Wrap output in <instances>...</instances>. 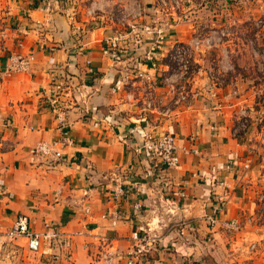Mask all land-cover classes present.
I'll list each match as a JSON object with an SVG mask.
<instances>
[{"label": "crops", "instance_id": "0c3cea01", "mask_svg": "<svg viewBox=\"0 0 264 264\" xmlns=\"http://www.w3.org/2000/svg\"><path fill=\"white\" fill-rule=\"evenodd\" d=\"M112 33L85 30L61 0H0V174L12 194L0 197V251L24 252L22 264H100L104 251L125 258L132 233L143 230L158 240L144 264H264V225L254 221L264 212V162L251 154L255 130L251 140L232 132L240 109L251 118L259 112L255 94L264 79L237 75L212 85L194 76L183 83L196 94L189 105L143 121L141 107L112 88L121 67L102 43ZM256 42L264 45V27ZM12 55L29 59L27 70L7 71ZM165 65L162 59L159 74ZM163 98L170 106V96ZM57 112L72 141L64 146ZM152 133L176 137L177 168L159 171L146 156L142 135ZM39 142L53 143L61 158L33 156ZM117 186L124 193L115 199ZM216 207L242 229L209 227L206 216ZM19 214L34 232L57 229L63 245L25 258L22 239L5 237Z\"/></svg>", "mask_w": 264, "mask_h": 264}, {"label": "built area", "instance_id": "2783aa9c", "mask_svg": "<svg viewBox=\"0 0 264 264\" xmlns=\"http://www.w3.org/2000/svg\"><path fill=\"white\" fill-rule=\"evenodd\" d=\"M173 3H166L165 0H160L164 6H176L180 8L185 5L181 0H172ZM212 1V0H211ZM257 4L256 15L253 19L256 31L262 30L264 27V0H254ZM186 2V1H185ZM232 4V1H230ZM228 6L230 5L227 3ZM240 6H244L246 11L251 0H240ZM201 4H199L200 6ZM125 31H117L112 33L102 41L103 50L107 58L112 63L120 66L119 79L113 83V90L124 92L127 101H135L134 106L141 107L142 120H146L148 114H167L171 111V106L180 104L189 105L191 99L196 96L195 93L185 90L183 83L189 81L194 76H199L202 72V66L198 63L200 55L205 54L211 48H218L220 53H227L228 50L219 47L222 38L229 36L228 29H209L204 36L197 35L185 42H180L171 39L168 33L161 29L151 30L148 27L143 28V33L149 36V44L140 51L141 46L131 44L137 36L139 30L134 23L127 25ZM255 31V32H256ZM256 38V33H255ZM219 43V44H218ZM254 50V49H253ZM258 53L253 52L254 57H258L256 65L257 81L261 83L264 79V45H262ZM128 57L127 60H125ZM224 56L222 57L223 61ZM166 60V70L159 74L160 61ZM125 60V61H124ZM262 60V61H259ZM221 61V63H222ZM29 59L20 55H12L10 57V65L7 71H25L28 68ZM226 71L232 69L228 65L221 67ZM159 74V75H158ZM208 83H213L211 80ZM159 84L167 87L164 95L156 92ZM213 85V84H212ZM166 94L170 96V106L164 102ZM215 95L214 92L211 93ZM256 104L259 107V112L255 118L250 117L249 110L242 108L238 111L235 119L233 135L242 137L247 134L251 126L259 128L264 133V86L259 93L255 94ZM59 129L62 133V139L59 141L61 145L70 144L72 141L68 135V126L63 112L56 114ZM255 122V125H254ZM137 129L131 130L132 133ZM138 133V132H136ZM141 149L146 156L155 161V166L159 171L167 169H175L178 167L180 157L176 146V137L170 133H159L155 135L144 134ZM195 152V150H193ZM30 153L37 158L50 159V161H58L62 154L54 148L53 143L39 142L30 149ZM245 169L249 164L243 166ZM121 187L117 186L113 192L114 198L123 194ZM0 197H5L8 200L12 199V194L8 193L5 188V182L0 174ZM222 201L219 199V202ZM223 202V201H222ZM222 207L214 208L212 214L206 216L207 225L211 228L219 226L226 231H238L241 229V222L237 219L224 220L219 214ZM30 223L27 216L19 214L13 221L9 231L5 233L8 239L23 238L26 247L31 252H42V254L51 253V250L63 245V240L57 229L46 224L45 229L41 233L34 232L30 229ZM144 235H140L138 231L133 232L131 239L133 246L127 253L125 258H122L117 253L104 251L99 255L100 264H144L147 261V254L154 247H157L158 240L151 237L147 232L140 230ZM181 234V232H180ZM50 255V254H49Z\"/></svg>", "mask_w": 264, "mask_h": 264}, {"label": "rangeland", "instance_id": "374dc122", "mask_svg": "<svg viewBox=\"0 0 264 264\" xmlns=\"http://www.w3.org/2000/svg\"><path fill=\"white\" fill-rule=\"evenodd\" d=\"M61 1L65 3L66 8L68 7L71 9L72 16L77 22L83 25L85 30L101 27L108 30L110 29L114 33L117 31H125L127 27H129L127 25L134 23L139 32L131 44L136 46H142L145 42L144 39L149 37L147 34L143 33L142 30L144 27H148L151 30H164L171 39L176 35L184 34L188 40L195 38L197 35L201 37L204 36V33L209 29H228L229 36L222 38L221 41H219L220 44H218L219 47L231 46L230 49L227 48L228 52L221 54L218 48H211L205 54L200 55L198 60L204 59L205 61L198 62L202 66V72L199 77L201 79L205 78L208 81L212 80L214 83H219L237 75H245L248 78L251 75L254 77L257 76L256 65L257 59L259 58L254 57L252 52L258 53L256 50L259 49L257 46L258 42H256L255 38L256 28L251 20V13L256 10L257 6L254 0H251L252 5L248 7L247 11L244 6H240V0H181L185 5L180 8L176 6H164L161 4L160 0ZM230 1H232V4H230ZM165 2L173 3L172 0H165ZM227 3L230 5L228 6ZM199 4L201 5L199 6ZM240 13L243 15V20L238 22L242 18L238 17ZM111 35L112 34H106L103 40ZM223 56L224 58L222 61ZM127 59L128 57L125 60ZM224 65H228L232 67V69L224 71L221 69ZM254 114L256 117V112ZM253 130L256 132V137L254 139L250 137ZM245 137H250V140L252 139L251 141L254 147H252L251 154L253 156L259 155L264 162V133L262 130L259 131V128L251 126ZM254 221L260 225H264V212L256 215ZM222 230L227 234H235L240 231H226L224 228H222ZM260 233L263 235L261 230ZM20 239H22L25 244V240L21 237ZM25 248L27 253L25 258H28L31 256L28 254H33L34 252L29 251L26 244ZM35 253L42 254V252ZM0 254H2L0 256V264L24 263V252L19 258L16 257L17 254L15 252L11 253V251L3 252L1 250ZM49 254L50 253L45 255Z\"/></svg>", "mask_w": 264, "mask_h": 264}]
</instances>
